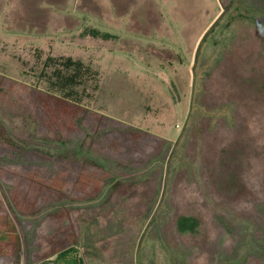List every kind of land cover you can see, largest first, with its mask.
Segmentation results:
<instances>
[{"label": "rangeland", "instance_id": "obj_1", "mask_svg": "<svg viewBox=\"0 0 264 264\" xmlns=\"http://www.w3.org/2000/svg\"><path fill=\"white\" fill-rule=\"evenodd\" d=\"M69 57L56 135L37 95ZM0 205L11 264H264V0H0Z\"/></svg>", "mask_w": 264, "mask_h": 264}, {"label": "trees", "instance_id": "obj_2", "mask_svg": "<svg viewBox=\"0 0 264 264\" xmlns=\"http://www.w3.org/2000/svg\"><path fill=\"white\" fill-rule=\"evenodd\" d=\"M220 22L222 21H217L214 27H218ZM90 32L94 34L99 33L94 29H91ZM103 35L105 37H112L107 33ZM60 65L61 68L54 70L55 82L51 84V88H49L48 90L41 89L38 91L37 95V99L41 103L43 112L48 114L49 121H52L51 123H53V121L57 120V123L55 124L56 130L55 128L54 130H50L56 135H58L59 132L64 135V131L76 132L80 130L78 123L82 121L81 119L83 117V114H78V111L83 109L80 105H78V103L72 102L70 100V96L72 95V93L66 94L67 96L65 95V90L69 88L72 89L74 85L80 83L79 81L81 78H84L86 74L91 73V68L89 66H86L83 61L73 60L70 57ZM55 90L59 92L63 91L64 95L62 93L57 94V91L55 93ZM95 174L100 175V171L92 172L85 169L81 170L74 180V184L75 186L77 185V189H80L78 188V186H82V189L85 191V193L88 192L89 188H93V190L96 189V191L99 192L101 190L102 182L99 179L100 177L96 176ZM31 180L33 179L31 178ZM35 181L38 182L40 180ZM127 185L128 186L123 185L122 181H117L115 182L113 187H121L120 193H127L128 195L132 196L135 192V187L137 184L129 183ZM48 189V194L49 196H51V198L55 197L56 192L58 193V196H66L67 192H69L68 185L66 184L65 179L62 177H53L49 179ZM50 191H54L53 194L50 193ZM12 197L19 210L23 212L30 211L31 204L21 201V199H24L23 196L13 193ZM1 207L2 206L0 205V255H8L9 249L14 246L12 244L13 242H15L16 249L18 248L19 236L18 234H13L15 232L17 233L16 225L7 218L4 210L1 209ZM56 215L58 217L57 213ZM183 219H185V216L180 217V220ZM182 224L184 223L182 222ZM14 236L17 237V240L14 239ZM11 239H13V241L10 244ZM51 253H58V257L62 258L64 262H70V264H84L82 261V257L78 255L77 249L73 246H69L68 248H65L63 250L54 249Z\"/></svg>", "mask_w": 264, "mask_h": 264}, {"label": "crops", "instance_id": "obj_3", "mask_svg": "<svg viewBox=\"0 0 264 264\" xmlns=\"http://www.w3.org/2000/svg\"><path fill=\"white\" fill-rule=\"evenodd\" d=\"M2 262L11 264L12 262L17 263V260L14 259V257H12L11 255L9 256L0 255V264H2Z\"/></svg>", "mask_w": 264, "mask_h": 264}]
</instances>
